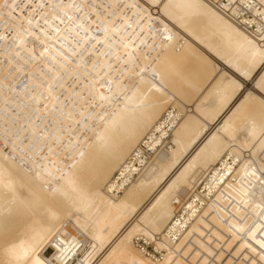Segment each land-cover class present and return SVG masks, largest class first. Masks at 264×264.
Instances as JSON below:
<instances>
[{
    "label": "bare ground",
    "instance_id": "1",
    "mask_svg": "<svg viewBox=\"0 0 264 264\" xmlns=\"http://www.w3.org/2000/svg\"><path fill=\"white\" fill-rule=\"evenodd\" d=\"M254 34L205 0H0V264H50L66 221L93 247L77 264H193L199 250L158 262L134 240L161 237L174 199L204 182L203 217L178 248L264 264ZM144 140L158 152L122 170ZM61 240L57 261L73 244Z\"/></svg>",
    "mask_w": 264,
    "mask_h": 264
},
{
    "label": "built area",
    "instance_id": "2",
    "mask_svg": "<svg viewBox=\"0 0 264 264\" xmlns=\"http://www.w3.org/2000/svg\"><path fill=\"white\" fill-rule=\"evenodd\" d=\"M205 1L253 36H255L254 33L264 35V0ZM4 74V70H0V76ZM26 75L28 77L27 72ZM21 77L24 80L26 79L24 75ZM11 120L14 121V119ZM3 127H5L4 120L1 121L0 125L1 134H3L4 131ZM146 140H144L139 148L136 149L134 156L123 165L122 170L126 169L129 165L138 164L140 160H143L144 162L148 161L150 157L158 152L157 149H148ZM168 146L170 147V143ZM134 176L137 177V174ZM207 179L208 178L205 180ZM123 180L124 177L122 175V171L120 170L114 175V178L111 181L110 186L115 187L114 193L116 196L121 195L123 188L128 186V184L121 186ZM207 192L208 191L205 189L204 182L203 184H198L195 191L191 192L187 197L175 198L173 201L175 209L174 216L169 222L167 228L164 230L163 235L161 237L157 236V240L150 239L143 235L138 236L134 240L136 248L145 257L158 262L163 261L169 254H172L174 259L182 258L185 261L190 262V258L196 255L195 251L199 250L200 255L193 264L205 262V250L201 249L193 239H191L188 244L190 252L187 255H185V250L182 249L183 247L178 248V245L185 233L189 230L190 225H192V223H196V221L203 215L206 204L205 195ZM61 239L72 241L73 244L71 250L64 256H62L63 254L58 253L60 261H57L54 257V254L57 253L55 243H61ZM92 248L93 247L90 244V240L87 235L73 222L66 221L53 235L50 242L47 243L44 252L46 253L47 260L50 264H77L78 260L82 259L83 253L88 254L89 252H92ZM213 248H215L214 250L219 253L221 247ZM233 254L234 253L231 251L226 252V254L222 257V261L217 260L216 254H208L206 256L208 257V263L211 264H221L225 259L227 261L231 259V264H239L238 258Z\"/></svg>",
    "mask_w": 264,
    "mask_h": 264
},
{
    "label": "snow or ice",
    "instance_id": "3",
    "mask_svg": "<svg viewBox=\"0 0 264 264\" xmlns=\"http://www.w3.org/2000/svg\"><path fill=\"white\" fill-rule=\"evenodd\" d=\"M261 174L264 175V172H262Z\"/></svg>",
    "mask_w": 264,
    "mask_h": 264
}]
</instances>
